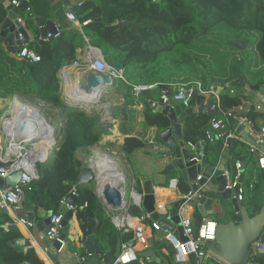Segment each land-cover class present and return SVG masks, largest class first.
<instances>
[{"label":"trees","instance_id":"trees-1","mask_svg":"<svg viewBox=\"0 0 264 264\" xmlns=\"http://www.w3.org/2000/svg\"><path fill=\"white\" fill-rule=\"evenodd\" d=\"M81 5L76 11L78 20H88L81 26L82 31L76 27L60 30L53 40L45 39L39 43L32 18L49 16L51 7L48 0H29L23 24L36 32V38L27 39V45L40 56L39 61L28 62L18 56H8L0 48V99L11 97L15 91L31 94L61 107L66 116L59 130L57 148L48 162L39 165L41 179L27 191V200L45 212H60L61 200L77 183L82 166L76 157L77 150H86L99 143L107 131L96 124L95 117L66 105L60 98L58 71L76 59L77 49L85 44L83 35L89 44L101 50L110 65L124 69L130 84L156 85L143 91L138 100L132 96L129 84L115 82L114 88L125 96L124 105H143L140 114L144 124L154 127L157 132L169 124L167 117L153 111L150 105V101L158 100L163 85L197 80L204 90H216L219 86L222 88L219 92L222 110H232L241 103L245 85L253 89L264 85V0H84ZM5 16L6 9L0 8V24ZM121 19L128 20L129 24L120 25ZM238 42H245L244 47L233 44ZM230 89L234 92L230 93ZM201 98L197 95L191 100V106ZM219 116L220 111L213 116L191 112L183 123L185 141H205L204 132L209 128L211 118ZM144 145L142 140L130 136L124 139L123 149L130 155ZM239 145L238 141L231 142V158L247 159L251 163L249 174H252L253 169H257V162L249 151L240 150ZM216 153L214 157H217ZM260 174L256 185L263 180ZM250 180L246 179L248 192L256 189L252 187L249 191ZM178 186L181 192L190 189L182 178L178 179ZM76 190L78 206L86 203L85 208L74 212L79 239L86 237L87 217L94 213L98 219L96 252L108 261L115 249V228L102 208L93 184L78 186ZM248 192L243 195L242 202L253 215L260 208L255 206L254 211L250 210ZM130 212L139 215L134 206L130 207ZM202 219L196 210L194 228ZM7 222H11L10 216L0 210V264H46L33 248L24 250V246L9 244L23 235L18 228L8 226L4 230ZM130 236V232L122 235L121 241ZM259 239L264 243V230ZM161 243L168 250V254L161 255L163 260L172 264V246L165 240ZM210 261L205 264H212ZM252 264H264V253L253 256Z\"/></svg>","mask_w":264,"mask_h":264},{"label":"built area","instance_id":"built-area-1","mask_svg":"<svg viewBox=\"0 0 264 264\" xmlns=\"http://www.w3.org/2000/svg\"><path fill=\"white\" fill-rule=\"evenodd\" d=\"M20 1L21 0H9L10 4L14 6H17ZM65 15L68 20L75 23V26L80 31H82L81 26L88 22V20L80 22L76 15L70 10H67ZM17 21L21 24V26H24L23 19L18 17ZM59 33L60 29L56 26L55 33H47L45 39H49L50 37L54 38L58 36ZM83 39L85 40V46L81 52L80 58L76 57V59L70 63V68L73 67L76 73L83 74L85 72H92L104 75L110 80V82L105 85V87L109 88H114L115 82L119 81L129 84L131 86V94L135 100L140 98V95L143 91L155 88V84H130L126 79L123 68H117L110 65L105 60L101 50L98 47L89 44L85 35H83ZM16 41V56L25 59L28 62L39 61L40 56L27 45V39L21 33H18ZM65 68H67V66ZM229 92L233 93L234 91L230 89ZM194 94L196 96H202V98H205V96H213L214 103L211 108H216L217 112L220 111L219 117L211 118L209 128L204 132L205 139L211 141L215 136L223 137L224 139L236 138V134H234V132L229 129V123L231 121H236L237 124L241 125L246 134L253 140V142L247 143L249 152L255 155L259 169L264 170V152L258 149V145H264V124H256L254 121L244 115L235 114L233 109L222 110L220 108L219 94L216 93L214 88L204 90L201 82L197 80L167 84L163 85L159 89L158 102L162 105H168L170 107H174V104L178 103L186 109L192 107L191 100ZM14 98L15 96L12 97L11 101ZM262 98L264 100V86L262 87ZM33 99L34 100L31 101L29 108L21 112V119H25L24 115L27 117L28 114H33L34 112L38 113V111L33 110L32 107L36 102L41 100L38 98ZM63 99L65 100V103L68 104H77L82 102L79 100V98L67 97L65 91ZM1 129L2 146L0 148V178H5L13 172H19L20 174V180L17 185L0 186V210L7 212L8 215L13 214L18 221L17 222L13 216L12 221L5 223L3 229L7 230L11 223H15L18 226L21 225L22 227L26 228V230H30L34 227L35 223L28 220L24 215L20 214L23 209L24 194L31 190L33 184L41 179L39 165L45 164L49 161L53 155V152L57 148V146L55 147L54 145L58 143V139H56L55 136L52 138H47L45 135L40 133L18 135L12 130L7 131L4 128ZM39 139L47 140L43 141L42 144H38ZM40 142H42V140ZM150 143L153 145V152H162L159 147L160 142L156 143L154 140H150ZM185 144L186 147L194 153V159L199 162L201 156L198 154L196 145L191 141H187ZM89 148H92V146ZM94 157L95 156L92 158ZM235 166L238 169L239 163L236 162ZM94 171L98 176L100 175L98 169ZM236 177L237 173L234 178H228L227 187L230 188L236 184ZM199 178L200 176L197 177V179ZM97 183H100L99 179L96 180L95 185ZM122 183L123 178L120 182H118V184L112 185L121 192L123 197L124 190L121 186ZM74 186L71 192L78 196V192ZM103 186L104 185H102L100 190L98 186L96 192L98 193L100 201L106 205L102 196ZM167 187L174 189L177 192L178 197L165 201L154 194V212L158 213L160 216L166 217L169 214L166 209V205L172 204L178 199H184L183 204L178 210V218L182 229L181 231H177V233L169 232L166 229L162 230L157 221L151 219L150 214L145 211L142 205V192L136 190L135 188H132L128 192V198L126 201L123 197V203L127 204L125 210L115 213L112 206H105V211L114 227L121 233H131V236L128 239L121 242L119 254L114 259L112 264H130L133 262H140L143 264L144 261H140L141 258L139 253L149 249L150 234H152L154 231L160 230L164 231L165 239L169 241L173 248L172 264H191L189 260V256L191 254L195 256V264H205L208 260H219L223 264H228L221 260L212 250L208 249V245L215 240L216 228L218 224L217 221L213 218L205 217L202 219L199 226L194 228L193 218L187 210L189 207L193 209L201 202L204 197L203 189L201 190L199 187L195 192L191 191V189H189L187 192H181L178 186L177 178L171 179ZM235 197L242 201V187L239 188V192L235 195ZM60 203L62 208L61 211L56 213L50 212V226L47 228L46 232L41 235V239H45L48 242V246L43 247V252L47 256L50 254L54 256L59 255L66 244V239H61L63 234L61 221L64 218L66 211L71 210L75 212L77 209L82 210L86 207V203L81 206L77 205L73 207L72 205L65 203V198L62 199ZM131 206H134L139 210V215H133L130 212ZM145 224L149 225L148 231L147 228H145ZM55 242L60 244L59 248L54 247ZM77 246L81 250L80 252L74 253L77 257V261L84 262L87 257L91 256L86 246V238L79 239ZM252 246L255 248L252 249L250 259L247 264H252L253 256L264 253V243L260 239L253 242ZM27 247L29 248V246ZM97 257L100 264H107V261H105L101 255L97 254ZM145 259L147 260V257H144V260Z\"/></svg>","mask_w":264,"mask_h":264},{"label":"water","instance_id":"water-1","mask_svg":"<svg viewBox=\"0 0 264 264\" xmlns=\"http://www.w3.org/2000/svg\"><path fill=\"white\" fill-rule=\"evenodd\" d=\"M158 1V0H155ZM0 2L6 8L7 14L0 24V42L9 46L10 49L16 51V38L18 33H21L26 39L28 35L24 26L17 21V18H24L25 12L29 7V0H21L17 6L10 4L9 0H0ZM34 23L40 30L39 43L45 40L47 33H55L56 25L53 21L47 20L44 17L34 16ZM118 23L122 26L128 25L129 21L121 19ZM10 33L7 36V33ZM50 37L49 40H53ZM238 47H244L245 42L233 43ZM78 82L81 88L87 92H94L98 88H104L110 80L101 74L85 72L78 75ZM222 90L221 87L216 88V93ZM196 95L194 94L192 99ZM214 103V97L201 98L196 103V109L198 113L213 116L216 112V108H211ZM150 105L153 111L160 112L168 119V126L161 128L158 132L159 140L167 148L162 152H151L150 157L154 160H164L166 162L165 169H176L179 171L181 178L188 182V186L191 191L195 192L200 187L203 189V194L206 193V198L203 197V201L197 204L194 209L197 210L203 218L207 216H213L217 221L215 240L208 245V249L212 250L221 260L228 264H247L252 249L253 242L258 240L262 231L264 230V205L260 210L251 215L247 207L238 200L235 195L239 192V188L245 179V162L238 161L239 167L237 169L236 184L232 187H227L228 178L230 177V171H226L224 165H212L209 164L206 158H201L199 162L194 159V153L186 147L185 139L183 135V123L187 115L193 110L192 107L186 108L180 113H177L174 107L168 105H162L157 101H150ZM231 125L237 129V133L246 141L253 142V140L246 134L241 125H238L236 121H233ZM230 139H227L229 142ZM59 142L54 146H58ZM258 149L264 152V145H258ZM249 174V173H248ZM200 176L199 179L197 177ZM256 182L255 176L249 174L246 179ZM99 176L90 167V165H82L78 181L74 188L78 186L95 184ZM19 172H13L5 178H0V186L9 185L15 186L19 183ZM213 191H215L213 193ZM212 194V196L210 194ZM154 184L152 179H145L142 182V205L147 213L150 214L152 220L157 221L162 230H168L169 232L177 233L181 231L182 226L178 218V210L183 204L184 199H178L172 204L166 205V209L169 212L168 216L163 217L154 212ZM102 196L105 200V204L112 206L114 211H123L126 209L127 204L123 203V197L121 192L113 186L110 182L104 184L102 189ZM65 203L77 206L79 198L71 191L65 197ZM35 205L33 203H27V193L23 198V212L24 216L35 223V228L39 231L46 232L50 226V212L41 213L42 219H37L35 216ZM74 212L67 210L64 214V218L61 221L63 227L61 239L69 237V221L73 217ZM10 228H19L15 223L9 225ZM97 227V220L94 217V213H89L87 217L86 226V246L88 252L91 254L84 262L75 261L74 264H100L97 252L95 248V234ZM79 240V239H78ZM121 239L118 237L115 245V249L111 258L107 261V264H112L114 259L118 256L121 246ZM11 245L28 246L29 240L22 238L16 241H10ZM55 248H59L58 242L54 243ZM140 257H147L149 263L166 264L160 260L159 257L153 252L152 249L139 253ZM49 258L54 264H60V260L57 256L49 255ZM191 264H195V256L191 254L189 256Z\"/></svg>","mask_w":264,"mask_h":264},{"label":"crops","instance_id":"crops-1","mask_svg":"<svg viewBox=\"0 0 264 264\" xmlns=\"http://www.w3.org/2000/svg\"><path fill=\"white\" fill-rule=\"evenodd\" d=\"M48 1L50 4V7H51V11H50V15L49 16H43L44 18H46L47 20L53 21L54 24L62 31H68L71 28L76 27L74 22H71L70 20L67 19L65 13L67 10H70L77 17L76 11L78 8H80L82 6L81 4L84 0H48ZM0 8H5L1 2H0ZM6 14H7V11H6ZM77 19H78V17H77ZM32 26L34 27V30L35 29L37 30L38 41H39L40 30H39V27H37L34 23V16L32 18ZM25 29H26V32L28 35V40L31 41L34 38H36V32L31 31L27 28H25ZM9 34L10 33L8 32L7 36ZM84 46L77 49V56H76L77 58H80L81 52L83 51ZM0 48L3 49L4 52L8 56L16 57V51L10 49V47L5 45L3 42H0ZM66 66H67V64L63 65L62 68L64 69ZM71 72L74 73L75 71L72 69ZM263 86L264 85H262L259 89H253V88L249 87L248 85H245V87L243 88V91H242L243 96L241 98V103L233 109V112L235 114H241V115L248 117L249 119L254 121L256 124H259V125L264 124V100L262 98V87ZM112 91H115V88H113ZM17 93L24 95L18 91H15L11 97L5 98V99H0V109H2V110L7 109V108H5V104L8 107L10 102H11L12 97L14 96V94H17ZM205 98L207 99L209 97L205 96ZM6 99L8 101H6ZM156 101H158V100H156ZM196 103H195V105L192 106V110H193L192 112H197ZM139 106L143 107V105L141 103H139ZM174 108L177 111V113H180L183 110H185V108L181 104H178V103L174 104ZM1 112H3V111H1ZM120 122L121 121L119 119H116L115 125L118 126V124ZM232 122L233 121H231L229 123V129L232 132H234V134H236V136H237L236 138L230 139V141L227 142L228 138L224 139L223 137H216L215 136L214 139L211 141L207 140V139L205 141L199 140L198 142H196L194 144L196 145V149L198 151V154L201 156V158H206L207 162L209 164H212V165H218V164L224 165L225 170L230 171V173H231L230 177L231 178H234L236 173H237V168H236V166H234L235 163L238 161L245 162V172H244L245 179H244L243 184L241 185L242 190H243V195H244V194H247V192H248L247 191L248 190L247 184H246L247 183L246 177L249 175L248 174L249 173V166L251 165V163H249V161L247 159H242V160H234L233 159L232 160L231 154H230V144L232 141H238V143H240V145L238 146L239 149L243 150L245 152L249 151V148H248V144H247L248 142H246L237 133V129L231 125ZM119 128H120V131H118L119 130L118 127H115V132H111L112 133L111 135H113L115 137V148L112 149V151H113L114 155L118 158V160L112 154L109 153L111 150L109 145H107L109 147H106L105 149H102L101 147H96V149L99 148V149H101V151L107 152L106 153L107 155H112L115 158V160H112V161L114 163L116 162V165L118 166L119 170L123 174V183L121 186H122V189L124 190L123 191L124 192L123 197H124L125 201L128 198V192L132 188H135L136 190L142 192V182L145 179H152L153 184H154L155 194L157 195V197L164 199L165 201H168L171 198H173V199L177 198L178 197L177 192L174 189L167 187V185L171 179L181 178L179 171H177L176 169H165L166 162H164V160H154L153 158L150 157V153L154 151L152 148L153 145L150 143V140H154L156 143L160 142V140L157 139V135H158L157 130L154 127L146 126L143 122L142 115H140V117L137 119L130 120L129 123H127L125 125L119 126ZM128 128L129 129L133 128V129L137 130V132H139V133H131V134L125 133L126 132L125 129H128ZM108 135H110V134H105V135H103L102 138H104V136H108ZM130 136L142 140L145 144L144 147L141 149V151L138 152V153H140L139 154V157H140L139 163H141L145 159L148 160V158H149L152 160V164L156 165V168H152L150 170L145 169V171H140V170L137 171L134 168V166L136 164L132 161L133 159L129 160L130 157H128V159H127V156L124 155V153L121 149V145L123 144L124 139L126 137H130ZM104 141L106 142V140H103V142ZM186 142L187 141H185V143ZM97 144H99V143H97ZM95 146H97V145H95ZM159 147H160L161 151H165L167 149L162 142L159 143ZM0 148H1V140H0ZM160 150H158V151H160ZM84 151H85V149H78L77 156L79 158H81L82 155L84 154ZM216 152H218V155H217V157H214L213 155ZM250 155L256 161L255 155H253L251 153H250ZM211 160H214V161L211 163L210 162ZM256 166H257V169H253L252 174L255 176V180L257 181V176L260 173H262L260 175L263 176V180H262V182L259 183V185H256V182L249 181V185H248L249 191L253 190L252 187L256 188V189H254V191L248 192L249 197L251 199V202H249L251 211H254L255 206L262 208V206L264 205V170L259 169L258 165H256ZM187 184H188V182H187ZM214 192L215 191H213V193ZM96 195L100 201L98 193H96ZM205 195H206V193L204 194V197L206 198ZM210 195L212 196V194H210ZM203 200H201V201H203ZM27 203H30V202L27 200ZM253 203H254V205H253ZM101 205L105 211L106 205H104L102 202H101ZM187 210L189 211V214H191L192 218H194V215L196 214V210L194 208L192 209L190 207L187 208ZM113 211H114V209H113ZM43 212H45L43 209L36 207L35 208L36 218L42 219L41 213H43ZM114 212L117 213L120 211H114ZM105 213H106V211H105ZM20 214L24 215L23 209L20 212ZM9 216H11V215H9ZM12 217L13 216L10 217L11 221H12ZM94 217L97 220V224H98L97 217L95 215H94ZM166 217H168V219L170 218L168 215ZM207 217L215 219L212 215L211 216L209 215ZM112 226L114 227L113 224H112ZM145 228H147V231H148L149 225L145 224ZM18 229L22 233L23 238H26L27 240H29V245H28L29 248H33L34 251L41 257V259L46 264H54L51 261V259L49 258V255L44 256L40 252V250H43V247L48 246V242L45 239H41V235L44 233L43 231L37 230V228H35V225L30 230H26V228H24V227L21 228L20 226ZM115 231H116V241H115V245H116L117 238L119 237L121 239L122 235L127 234V233H121L116 228H115ZM79 233L80 232L78 231V229L76 227L74 215H73V217L69 221V233L68 234H69V237L71 236V239H69L68 237L66 238V244H65L64 248L62 249L61 253L59 255H57V258L61 262L60 264H74V262L77 261V257L74 253L81 251L77 246V242L79 241L78 240L79 239ZM29 238H31L32 240ZM149 240H150L149 241V249H152L153 252L156 254V256L159 257L162 262L166 263L163 260L161 255L168 254V250L165 246H163V244L161 242L163 240H165L166 243H168V244H170V243L167 239H165L164 231L160 230V231L152 232V234H150ZM32 241H34L36 246L33 245ZM27 248H28L27 246H24V250H26ZM172 250H173V248H172ZM140 258H141L140 261H144L143 264H157V263H149L148 260H146V259L144 260L143 257H140ZM210 262L212 264H223L219 260H216V261L211 260ZM138 263L141 264L140 262H138Z\"/></svg>","mask_w":264,"mask_h":264},{"label":"rangeland","instance_id":"rangeland-1","mask_svg":"<svg viewBox=\"0 0 264 264\" xmlns=\"http://www.w3.org/2000/svg\"><path fill=\"white\" fill-rule=\"evenodd\" d=\"M62 67L58 71V77H59V83H60L59 93H60L61 100L65 103V100L63 99L65 86L63 83H66V80L68 78H70V76H74V73H76V72H74V73L71 72L73 67L70 68L71 67L70 64H67V68H65L64 70H62L63 69ZM112 89L113 88H109V87L102 88V90L99 93L100 97L98 98V100H95L93 102H87L85 99H82L86 102L82 101V102H79L77 104L65 103L68 106L83 110L89 116L95 117L96 124L105 128L107 130L106 134H110L108 136H104V138H102V140H100L99 144H95L97 146L93 145L92 148H87L84 151V154L82 155L81 158H79L77 156V152H76V157L82 162V165H89V160L93 156H95V154L98 152L96 147H101L102 149H105L106 147L110 146L111 150L109 153L112 154L118 160V158L114 155V153L112 151V149L115 148V137L113 135H111L112 134L111 132H115V127H118V129H119L118 131H120L119 126H122V125L129 123L130 120L137 119L141 115L140 111H141L142 107L139 106V104H134V105H127L126 104V105H124L126 102L125 96L121 92L112 91ZM22 96H24L25 98L26 97L27 98H38L41 100L40 103H42L44 108H45L44 113L46 114L47 118H49L57 126V129H56L54 136L56 137V139H59V130L63 126L64 121L66 119V116L63 113V109L61 107L54 106V105L42 100L38 96H33L31 94H24ZM6 101H8V100L6 99ZM6 107H7V105L5 104V108ZM1 111H2V109H1ZM1 114H2V112L0 113V116H1L0 117V130H1V121H2L1 120L2 119ZM116 119H119L121 121L118 124V126L115 125ZM125 131H126L125 133H130V134L131 133H139V132H137V130H135L133 128L125 129ZM103 140H106V142L105 141L103 142ZM107 145H109V146H107ZM123 145H124V142L121 145V149H122L124 155L127 156V159L129 156L130 157L129 160L133 159L132 161L136 164L134 166V168L137 171H139V170L145 171V169L150 170L152 168H156V165L152 164V160L149 158H148V160L145 159L144 161L139 163V160H140L139 154L140 153H138V152H140L142 148L141 149L137 148L136 150L132 149L133 150L132 153L130 155H128L124 151ZM1 146H2V143H1ZM106 153L107 152L101 151L100 154L102 155V154H106ZM93 186H94V190L96 192L98 189L99 183H97L96 185L93 184Z\"/></svg>","mask_w":264,"mask_h":264},{"label":"bare ground","instance_id":"bare-ground-1","mask_svg":"<svg viewBox=\"0 0 264 264\" xmlns=\"http://www.w3.org/2000/svg\"><path fill=\"white\" fill-rule=\"evenodd\" d=\"M81 73H74V76H70L66 80L64 91L67 97L70 98H79V100L87 102L98 100L99 93L102 90L101 88L96 89L94 92H87L85 89L81 88L78 82V75ZM64 84V83H63ZM15 98L11 101V104L6 107L7 109L2 110V124L1 128H4L7 131L12 130L15 134H29V133H40L45 135L47 138H52L55 135L57 126L47 118L44 113V106L40 101L36 102L32 107L33 110L38 111V113L34 112L33 114H28L25 119H21L20 115L23 110L29 108V105L33 98H25L19 93L14 94ZM84 101V102H86ZM103 105V104H102ZM107 109V108H106ZM108 115V114H107ZM1 117V116H0ZM2 129L0 130V140ZM4 133V132H3ZM42 140V142H40ZM47 139H39L38 144H42L43 141ZM97 153L94 158L89 160V165L93 170H99V190L102 188L106 182H110L113 185L118 184L123 178L122 172L119 170L116 162L114 163L112 160L115 158L112 155L100 154L101 149H97ZM14 216L13 214H11ZM17 221L16 217L14 216ZM18 222V221H17ZM23 228L21 225H19ZM31 239V238H29ZM32 240V239H31ZM33 245H35L34 241ZM36 246V245H35ZM42 255L46 256L43 250H40Z\"/></svg>","mask_w":264,"mask_h":264}]
</instances>
